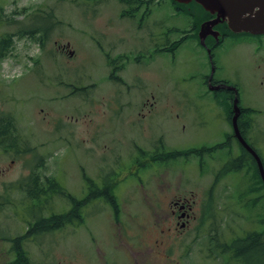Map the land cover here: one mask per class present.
Masks as SVG:
<instances>
[{
  "label": "rangeland",
  "instance_id": "1",
  "mask_svg": "<svg viewBox=\"0 0 264 264\" xmlns=\"http://www.w3.org/2000/svg\"><path fill=\"white\" fill-rule=\"evenodd\" d=\"M126 1L0 0V37L12 33V43L0 55V108L18 116L25 152L11 156V162L0 154V237L21 234L31 215L60 213L70 203L75 206L69 211L77 214L70 223L56 218L24 246L30 264H181L174 261L179 248L166 257L157 240V206L167 212L170 199L161 190L180 185L183 195L195 200L193 213L200 218L199 201L206 198L201 189L212 176L200 175L198 158L191 153L171 157L165 165L134 164L133 159L162 148L160 142L167 150L223 142L224 150L217 152L225 157L229 127L223 95L202 91L200 84L209 67L205 48L193 35L174 51L154 48L180 36L189 15L174 11L170 0ZM31 28L43 29L41 41ZM17 29L25 32L17 36ZM238 36V43L227 38L212 50L215 77L235 84L242 104L253 110L257 125L250 142L257 144L264 162V89L245 43L250 38ZM108 58L115 60V77ZM143 98H155L156 107L141 117L136 110ZM245 171V176L226 171L220 191L209 195L215 212L209 228L215 235L222 234L224 222L228 237L235 225L252 229L258 211L264 213V200L254 203L256 191L241 194V201L250 199V204L234 199L233 191L257 179L253 169ZM37 172L41 190L26 189ZM49 186L57 191L39 196L53 189ZM87 186L93 202L69 199L85 197ZM102 188L110 196L100 194ZM222 203L226 207L220 209ZM163 237L171 239L167 232ZM7 246L0 239V252L7 250L0 253V264L12 260ZM192 251L189 264H208ZM244 254L245 263L264 264L263 247Z\"/></svg>",
  "mask_w": 264,
  "mask_h": 264
},
{
  "label": "flooded vegetation",
  "instance_id": "2",
  "mask_svg": "<svg viewBox=\"0 0 264 264\" xmlns=\"http://www.w3.org/2000/svg\"><path fill=\"white\" fill-rule=\"evenodd\" d=\"M188 14L189 24L186 29L180 30V36L165 44V46L155 45L154 48L163 51H165V49L174 51L178 44L184 38L189 37V35H193L199 45L205 48L209 59V67L208 72L203 74L200 84L202 91L215 95L216 93L223 95L221 100L223 102L221 105L227 111L225 119L229 127L228 138L225 143L229 145L225 152V157L223 158H221L217 152L220 149L224 150L225 144H223V142L206 146H196L195 156L198 158L200 175L210 174L212 176L208 186H202L201 189V193L205 195L206 198L205 201H199V204L202 206L200 218L196 217L193 213L195 200L192 197L183 195L184 190H179L180 185L176 188L170 187L169 189V184L166 186L163 184L166 191L161 190V192H165L164 194L170 196V199L168 200V205H166L167 212H164L160 205L157 206L159 209L155 223V228L158 233L157 240L162 245V250L163 253H166V257H168L169 251L173 252L175 246L178 247L179 249L175 250L178 251L179 258L174 259V261H178L181 264H189L187 254L193 252L192 250H198V252L194 253L200 258H204L208 264H247L244 262V252L248 253L252 249L255 250L259 248L258 244L261 241L257 242V240L264 237V213H262L261 210L258 211V214L253 220L254 227L252 229L241 230L240 224L235 225V227H237L234 228L235 233L230 234V237H228V233L226 232L227 224L224 222L223 225L225 228L222 229V234L215 235V229L209 228L210 222L214 221L215 218L209 215V210L212 208L209 207L208 201L211 199L209 195L214 192V189L216 190L218 188L217 192L220 191L221 176L224 175L226 171H231V174L232 172H240L242 176H245V170L251 169L256 173L257 179L248 181L245 188H242V190L239 188V191H233L234 199L240 201L242 204H245L246 200H248L250 204V199L241 201V194L247 192L248 195H250L252 191H256L257 197L254 198L256 201L254 203H257L258 200H264V162L257 144L253 145V143L250 142V138H254L257 125L255 119L251 116L253 110L242 104L239 97L240 95L238 94L239 89L235 84L223 78L215 77L216 71L212 58V50L216 45L222 43L227 38H231L233 44L238 43L239 34H244L250 38L245 43L250 45L251 52L254 54L252 67L256 70L255 76L257 82L260 83L261 89H264V33H250L242 30L235 32L220 15L217 16L216 13L212 14L206 10L193 9V11L188 12ZM108 59H111L109 61L111 75L115 77L117 68L115 60L112 58ZM118 59H123L122 55H119ZM124 81L125 80H119L121 83ZM105 106L115 112L109 103ZM154 107H156L155 98H143L140 106L136 110V115L143 117L146 113L154 111ZM16 118H18V116H16L12 109L8 108L3 110L0 108V154L2 153L9 157L10 162L13 160L11 156H22L25 153H23L24 148L22 146L24 137L20 133V129L16 128ZM160 143L162 148H157L153 153H146L143 158L133 159L134 164L140 163L144 165V161L148 160L165 165L172 159L171 157L183 154V152L181 154L180 151H175L176 155H173L171 149H165L162 142ZM216 156H219V158ZM209 163L212 164L211 167L205 169ZM157 175L158 174L154 176ZM155 183L159 184L160 187V183L156 181ZM35 187L41 190L39 182L35 184ZM158 192L159 188L157 187L155 196L159 200ZM46 194L47 192L45 189L39 192V196L44 197ZM212 202L211 206L213 204ZM219 207L220 209L221 207L225 208L226 205L222 203ZM162 211L164 212L163 214ZM205 211H208V213H205ZM72 215L77 216L75 212ZM48 216L49 215L44 216L43 213L38 217H32L31 215L26 219L27 224H25V228L21 234L0 237V239H4L5 242H8V246L10 245L9 253L12 254L13 261L9 264H20L21 261L25 262L24 259L27 258V251L24 246L29 242H34V240L37 239V233H42L49 227ZM163 220H168L166 226L163 225ZM200 231H205L206 234L198 235ZM166 232L171 235L169 242L165 241L163 237ZM247 233H253L257 235L259 239L255 237L252 238V240H256V242H251V246L244 249L243 238ZM138 247L140 246L137 245L132 247L134 249L133 253L139 251ZM261 247L264 248V246ZM4 251L7 252L6 249H4ZM20 257L24 259L21 260Z\"/></svg>",
  "mask_w": 264,
  "mask_h": 264
},
{
  "label": "water",
  "instance_id": "3",
  "mask_svg": "<svg viewBox=\"0 0 264 264\" xmlns=\"http://www.w3.org/2000/svg\"><path fill=\"white\" fill-rule=\"evenodd\" d=\"M188 3L191 0H177ZM210 13H216L238 32H264V0H194ZM216 16V17H217ZM264 179V175H263Z\"/></svg>",
  "mask_w": 264,
  "mask_h": 264
},
{
  "label": "trees",
  "instance_id": "4",
  "mask_svg": "<svg viewBox=\"0 0 264 264\" xmlns=\"http://www.w3.org/2000/svg\"><path fill=\"white\" fill-rule=\"evenodd\" d=\"M21 32H25V30H23V31H18V29H17V31H16V34H17V36L18 35H21ZM30 32H39L40 33V36H41V38H42V35H43V33H44V31H43V29H42V31H41V29H39V28H31V30H30ZM11 34L12 33H9V32H5V33H3V35L0 37V54H3V52L5 51V49L7 48V47H9V45H10V43H12L11 42ZM35 179V178H34ZM34 179H33V181H32V186L33 187H35V184H36V180L34 181ZM88 188L90 187V186H87ZM90 189H92L91 187L88 189V191H87V193H86V196L84 197V198H82V199H80V200H78V199H76V198H69V199H71V201H73V202H76V203H86V201L87 200H89V199H87V197L90 195V193H89V191H91ZM98 190H100V189H98ZM97 190V191H98ZM63 193H64V191H63ZM100 193L101 194H105L104 196H110L109 194H107L106 193V190L104 189V188H102L101 190H100ZM95 194V196L96 195H98V193H94ZM64 195H65V193H64ZM88 198H93L92 196H90V197H88ZM74 204V203H73ZM75 206V205H74ZM73 208V207H72ZM72 215V212H65V211H62V214L61 215H56V216H52L49 220H51V219H54V218H62L63 217V219H69V217ZM251 234V235H250ZM258 238L259 239V237L257 236V235H255V234H253V233H249V234H247V236L246 237H244L243 238V241H245L246 243H247V247L248 246H251V242H256V240H252V238ZM19 239H22V238H19ZM260 242L258 245L259 246H264V237L263 238H260V240H257V242ZM246 247V248H247ZM245 248V249H246ZM20 259L22 260L23 258H21L20 257ZM19 259V260H20ZM16 264V263H15Z\"/></svg>",
  "mask_w": 264,
  "mask_h": 264
}]
</instances>
